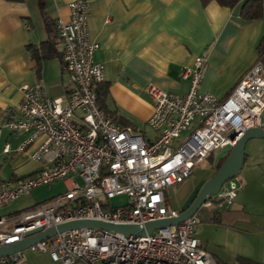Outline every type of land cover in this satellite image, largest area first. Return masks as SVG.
<instances>
[{
    "label": "built area",
    "instance_id": "2783aa9c",
    "mask_svg": "<svg viewBox=\"0 0 264 264\" xmlns=\"http://www.w3.org/2000/svg\"><path fill=\"white\" fill-rule=\"evenodd\" d=\"M69 8V20L57 21L61 58L68 75L66 96L51 98L41 86L21 87L19 117L5 126L17 135L27 134L17 151L36 144L31 157L40 167L23 178L1 181L0 207L40 185L73 180L65 192L37 207L0 217V246L23 240L29 231H46L73 220L145 225L177 217L182 211L166 205L167 188L189 178L215 151L234 147L247 130L262 127L264 66L260 58L225 99L199 90L207 64L204 56L184 70V77L190 79L187 94L148 85L154 111L147 123L154 135L107 117L98 104L97 89L104 83L105 65L94 59L100 45L89 32L90 2L74 0ZM11 150L9 144L3 149L5 153ZM240 188L237 177L229 180L209 194L185 222L147 236L78 227L28 249L48 252L62 264H217L195 236L199 213L228 210ZM121 195H126L127 202L119 207L101 200ZM21 259L19 251L0 257V264Z\"/></svg>",
    "mask_w": 264,
    "mask_h": 264
},
{
    "label": "crops",
    "instance_id": "0c3cea01",
    "mask_svg": "<svg viewBox=\"0 0 264 264\" xmlns=\"http://www.w3.org/2000/svg\"><path fill=\"white\" fill-rule=\"evenodd\" d=\"M72 1L47 0L46 13L56 24L59 18L68 21ZM244 1L227 7L216 1L203 5L200 0H89V32L91 39L100 45L94 59L105 65L101 86L106 85L108 92L103 104L111 118L146 135H154L147 123L154 111L147 86L155 84L168 92L187 94L190 79L184 77V70L193 67L195 59L202 56L207 58V64L199 90L213 93L219 99L227 98L258 61V46L264 36V14L259 19H243ZM48 38L38 0H0V173L3 165L11 167V175L6 178L0 175V182L23 178L40 167L31 157L36 144L17 151L27 134L17 135L5 126L7 121L19 117L21 87L25 84L41 86L51 98H64L67 93L68 75L59 39L56 54L38 63L37 56H42V44ZM6 144L11 146L9 153L3 151ZM247 145L249 151H246L241 175L244 188L261 191L260 200L254 204L261 211L262 223L257 227V223L252 222L253 211L247 201L234 202L220 213L205 210L209 214L219 213L220 222L199 219V223L226 226L237 240L253 229L264 231V139H251ZM219 160L213 157L211 164L216 166ZM72 180H63L67 189ZM195 236L199 238L196 233ZM208 244L204 247L218 264H240V257H245L226 262L219 253L210 250L212 245ZM13 264L62 263L53 260L48 252L29 250Z\"/></svg>",
    "mask_w": 264,
    "mask_h": 264
},
{
    "label": "rangeland",
    "instance_id": "374dc122",
    "mask_svg": "<svg viewBox=\"0 0 264 264\" xmlns=\"http://www.w3.org/2000/svg\"><path fill=\"white\" fill-rule=\"evenodd\" d=\"M230 150L231 147L219 149L213 153L212 158L214 157L215 160L217 158L220 159ZM246 151H249V145H247ZM216 171V166L211 164V158L206 159L195 169L189 178L167 188L166 205L170 208H176L179 211L186 209V206L191 204L202 185L214 176ZM241 172L242 170L236 176L239 184H241V189H239L234 202L247 201L250 203L251 210L253 211L252 222L257 223V227H259L263 219H261V211L257 209V205L254 203L260 200L259 196H261V191L255 188L253 189V187L251 189L249 187L244 188ZM0 175L2 178L9 177L11 175V167L8 164L3 165ZM77 180L83 184L80 178H77ZM66 186L63 180L47 185H40L32 189L30 194L21 196L10 204L0 207V217L11 216L33 209L57 194L65 192L67 189ZM101 200L109 201L113 207H119L127 202V197L126 195H121L111 200L107 198H101ZM6 226L4 228L10 225ZM226 228V226L219 223L200 222L195 233L203 240L204 246H209L208 243H211L212 246L209 249L219 253L220 257L226 262H233L238 256H245L260 264H264V231H258V228H256L253 229L252 233L248 232L243 239L238 238L239 240H237V236L233 234L234 232L230 233ZM227 233H229V236H227ZM27 251L29 249L23 250L22 253Z\"/></svg>",
    "mask_w": 264,
    "mask_h": 264
},
{
    "label": "water",
    "instance_id": "95a60500",
    "mask_svg": "<svg viewBox=\"0 0 264 264\" xmlns=\"http://www.w3.org/2000/svg\"><path fill=\"white\" fill-rule=\"evenodd\" d=\"M256 138L264 139V128H251L239 138L235 146L231 148L220 169L202 185L192 203L177 217L152 220L145 225L113 224L87 219L73 220L53 226L46 231L37 229L27 232L23 240L0 246V257L26 250L39 241L54 237L59 232L78 227H100L122 233L126 236H147L159 228L183 223L200 209L209 194L216 193L225 183L235 178L240 173L246 161L247 143L249 140Z\"/></svg>",
    "mask_w": 264,
    "mask_h": 264
},
{
    "label": "trees",
    "instance_id": "16d2710c",
    "mask_svg": "<svg viewBox=\"0 0 264 264\" xmlns=\"http://www.w3.org/2000/svg\"><path fill=\"white\" fill-rule=\"evenodd\" d=\"M16 1V0H15ZM203 5H206L210 3L211 1H216L220 5L227 6V7H234L237 4H239L243 0H200ZM40 10L42 12L44 24L46 27V30L48 32V40L42 44V49L43 53L42 56H37L38 63L40 64L44 59L50 58L53 55L56 54V41L58 39V30H57V24L55 23L54 20H52L49 15L46 13V3L47 0H38ZM264 14V4L262 0H245L242 8H241V17L245 20H254V19H259L263 16ZM258 53H259V58L261 59L263 66H264V36L262 37L259 46H258ZM108 88L106 85L104 86H99L97 89L98 93V103L100 105L101 110L105 113V115L109 118H111L110 113L106 109L104 103L105 97L107 95ZM113 119V118H111ZM230 152V151H229ZM229 152L220 158L216 165V170L218 171L223 164L224 160L226 159L227 155ZM212 159V156H210ZM216 171V172H217ZM195 199V198H194ZM192 203V202H191ZM207 215L208 217L205 218ZM199 219L204 220L207 219L209 221H214V222H220L221 221V216L219 213H208L205 212V210H202L199 213ZM240 263L241 264H259L249 258L245 257H240ZM218 264V262H217Z\"/></svg>",
    "mask_w": 264,
    "mask_h": 264
}]
</instances>
